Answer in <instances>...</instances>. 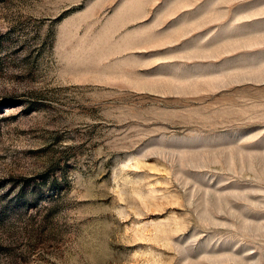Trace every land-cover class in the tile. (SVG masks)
I'll return each instance as SVG.
<instances>
[{
    "label": "rangeland",
    "instance_id": "374dc122",
    "mask_svg": "<svg viewBox=\"0 0 264 264\" xmlns=\"http://www.w3.org/2000/svg\"><path fill=\"white\" fill-rule=\"evenodd\" d=\"M0 264H264V0H0Z\"/></svg>",
    "mask_w": 264,
    "mask_h": 264
}]
</instances>
